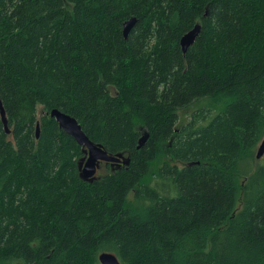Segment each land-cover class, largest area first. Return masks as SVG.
<instances>
[{"label": "trees", "instance_id": "16d2710c", "mask_svg": "<svg viewBox=\"0 0 264 264\" xmlns=\"http://www.w3.org/2000/svg\"><path fill=\"white\" fill-rule=\"evenodd\" d=\"M0 101V264H264V0H0Z\"/></svg>", "mask_w": 264, "mask_h": 264}, {"label": "water", "instance_id": "95a60500", "mask_svg": "<svg viewBox=\"0 0 264 264\" xmlns=\"http://www.w3.org/2000/svg\"><path fill=\"white\" fill-rule=\"evenodd\" d=\"M136 20L134 17L128 19L124 23L123 27V36L126 39L130 29L134 26ZM200 30V25L195 24L189 31L185 32L180 38V47L183 53H185L189 46L192 45L195 38L197 37ZM0 114L1 119L4 124L5 130L8 133L7 120L5 112L3 110L1 101H0ZM47 114L54 118L57 122L59 128L70 135L77 144L81 145L83 148V157L78 162L79 176L82 180L87 182H92L97 177V171L100 169L101 163H110L111 165L116 164L118 166L128 165L130 162L129 156L124 155L123 153L108 154L103 147L94 143L89 139V137L83 132L78 121L71 115L62 112L59 109L53 108ZM40 115H43L41 111ZM39 131V121L36 122V137H38ZM149 134L144 133L138 139L137 147H141ZM264 155V137L261 139L256 153L255 158L259 159ZM98 260L100 264H120L116 255L103 251L98 255Z\"/></svg>", "mask_w": 264, "mask_h": 264}, {"label": "rangeland", "instance_id": "374dc122", "mask_svg": "<svg viewBox=\"0 0 264 264\" xmlns=\"http://www.w3.org/2000/svg\"><path fill=\"white\" fill-rule=\"evenodd\" d=\"M207 102H208V101H207V99H205V98H203V99H199V100H197L196 102L192 103V104H191L190 106H188L187 108L181 109V110L178 112L179 123L186 122V121L190 118V114H191L194 110L200 108L201 106L207 105ZM210 110H211L212 114H214L213 112H214L216 109H210ZM39 111H40L39 113H41L42 110H39ZM212 114H210L209 117H210ZM209 117H208V118H209ZM208 118L205 120V122L208 120ZM263 137H264V136H263ZM259 143H260V142H259ZM258 145H259V144H258ZM258 145H257V147H258ZM257 147H256V149H255L254 156H255V153H256ZM260 159H261V158H259V159H256V158H255L254 163L256 164V163L260 162ZM162 161H163V160L158 161L157 164H160ZM240 180H241V179H238V178H237V184H238V181L240 182ZM129 197H131V195H129ZM11 264H20V263H18L17 261H13Z\"/></svg>", "mask_w": 264, "mask_h": 264}, {"label": "flooded vegetation", "instance_id": "af4514ba", "mask_svg": "<svg viewBox=\"0 0 264 264\" xmlns=\"http://www.w3.org/2000/svg\"><path fill=\"white\" fill-rule=\"evenodd\" d=\"M103 164H106L105 162H102L101 163V166L103 165ZM116 167H117V165L116 164H114ZM113 166V165H112ZM120 166H118V168H119Z\"/></svg>", "mask_w": 264, "mask_h": 264}]
</instances>
